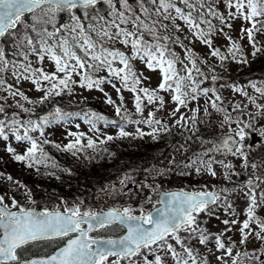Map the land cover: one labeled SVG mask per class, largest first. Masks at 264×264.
<instances>
[{"label":"snow or ice","instance_id":"1","mask_svg":"<svg viewBox=\"0 0 264 264\" xmlns=\"http://www.w3.org/2000/svg\"><path fill=\"white\" fill-rule=\"evenodd\" d=\"M258 55L264 0H0V150L14 162L60 179L50 167L72 169L46 145L77 156L143 137L141 125L153 140L181 130L167 165L139 181L132 169L118 173L96 192L101 204L58 192L38 201L0 173L9 185L0 193V264H264V79L222 75ZM85 90L100 92L113 115L80 107ZM166 104L171 121L158 116ZM205 121L222 131L202 135ZM56 127L66 141L52 138ZM173 171L190 183L162 186Z\"/></svg>","mask_w":264,"mask_h":264},{"label":"rangeland","instance_id":"2","mask_svg":"<svg viewBox=\"0 0 264 264\" xmlns=\"http://www.w3.org/2000/svg\"><path fill=\"white\" fill-rule=\"evenodd\" d=\"M195 48L196 51L199 53H202L204 51V46L198 43L195 44ZM176 50L178 53L182 51L181 49H179L178 46L176 47ZM255 65L256 66L259 65V61H256ZM244 71L249 72L245 69V64L241 66L236 64L235 62H229L228 71L226 73H222V75H224L225 78H231L233 80V78H235L237 74H239L240 76L245 75ZM153 80H155V74H153ZM105 87L109 91V93L113 95V99H117V97L114 94V90L111 89V86L105 85ZM24 89L28 92L29 95H36L35 91L30 88L29 83L24 84ZM0 95H3V93H0ZM83 95L87 97V100L84 101L80 105V107H91L92 109L98 112H102L109 117L113 115V111L111 107L107 106L104 103L102 99V94L100 92L96 90H91V91L85 90ZM224 95L227 97L232 95V93L229 89H225ZM124 97H125V106L128 107L129 111L133 112V118H135L133 105L130 99L131 93L125 91ZM239 99H242V97H239ZM170 107H172V105L166 104L163 109L159 110L158 116H163L164 118L171 121L172 117L168 113V109ZM181 111L186 112V110L183 108L181 109ZM145 115H146V110H145ZM216 118H217L216 114L213 113L212 120L215 121ZM205 124H207V121H205L204 124H201L198 127L200 128L201 134L208 138H210L211 135L214 136L216 133H220L222 131L219 128L215 130L213 124H207V127H205ZM68 127H71L73 128V130H75L73 125H69ZM101 127L104 132H108V133H115L118 130L117 128L111 125L109 126L101 125ZM188 127H191V125H188ZM134 128L135 125H131L129 127L131 131H134ZM141 128L144 129L146 134L148 133V129L146 125H141ZM80 130L85 133H88L89 135L92 134L88 131V126L83 122V120H80ZM49 131H52L54 134L52 138L58 141H66V138H64L61 135L62 132L64 131L63 127H56L53 129H49ZM142 140L145 144L149 146H153L154 148L152 150L155 151L152 154L153 158L149 160L148 163L144 164V169L149 168L150 166H156V167L165 166L167 165L168 158L172 154L173 147L177 144V142L181 141V130L179 128H173L170 134L161 133L159 139L153 140L151 136H149L143 138ZM150 140L152 141V143L150 142ZM163 140H165V144L163 143ZM140 142L142 141H138L137 145ZM167 143H169V146H165ZM0 144H2V141H0ZM198 144L199 142L193 144L192 149L198 147ZM156 146H159V148H155ZM134 147L136 148L135 145ZM0 157H2L0 158V173L11 174L14 179H18L23 183L27 184L29 187L33 189V191L37 193L35 195L41 201H43L45 198H48L50 196V194L47 195L45 194L44 196L43 194H41L43 187L45 188L46 185H51L48 181H46V175L44 176V178L43 176L42 177L36 176V174L33 173L32 170H27V168L24 167L22 164L14 162L5 152H3V150H0ZM179 158L180 157L178 156L177 159ZM132 169L134 170V176L138 181L143 178L144 171H141V174L139 176L136 175V173L140 169V164L136 167L132 166ZM118 173L121 172H113L112 170H107L106 172H102L101 174L96 175L95 178L96 180L101 179L100 182L94 180V185H96V191H98L100 188H102L105 185V184L102 185V183L106 182V184H108L112 181H116ZM93 177L95 176L93 175ZM55 182L56 181H53V183ZM159 183L166 188H177L190 183V179L186 177H180L175 171H173L168 176L160 178ZM128 187L130 190L134 192L137 190L135 185L132 184L131 182H129ZM6 191H9L8 182L6 181L4 175H0V193H4ZM53 192H58L67 195L65 189H61L60 191H58L55 188V191H52V193ZM12 193L17 195V198H19L20 194L17 193L15 189H12ZM93 200H95L97 204H101L102 202V198H97L96 195L94 196L93 199L89 200L88 202L90 203ZM108 203H113V201H108ZM213 223H215V221H213Z\"/></svg>","mask_w":264,"mask_h":264},{"label":"trees","instance_id":"3","mask_svg":"<svg viewBox=\"0 0 264 264\" xmlns=\"http://www.w3.org/2000/svg\"><path fill=\"white\" fill-rule=\"evenodd\" d=\"M110 144H113L114 147L110 146L106 148L107 152L100 151L84 157L79 156L74 158H70L69 156L62 157V154L56 153V149H54L52 156L57 160V163L62 166L71 167L72 169L71 173L63 172L62 168L50 169V171H53V169L59 170L58 175L60 179L56 181V189L58 191L65 189L68 197H72L73 194H79L82 197L93 198L97 192L94 180L101 181V179H95L96 175L107 170L124 172L132 169V166L136 167L140 164V169L136 173L139 176L144 164L153 158L152 154L155 152L152 150L154 148L153 146L144 143L136 148H130V144L119 145L118 147H115L116 145L114 143ZM155 148H159V146ZM109 153H112V155H109ZM87 157L91 158L89 159ZM103 184H106V182Z\"/></svg>","mask_w":264,"mask_h":264},{"label":"flooded vegetation","instance_id":"4","mask_svg":"<svg viewBox=\"0 0 264 264\" xmlns=\"http://www.w3.org/2000/svg\"><path fill=\"white\" fill-rule=\"evenodd\" d=\"M253 60V64L252 62H250V75H247L244 80L247 82L249 79H255V80H261L264 79V55H258L256 57H249V60ZM256 61H259V65H255ZM252 72H254V74H252ZM249 91H251V89H249ZM231 110V109H230ZM215 130L218 129L217 126H215V124L213 123ZM219 133H216L215 135H218Z\"/></svg>","mask_w":264,"mask_h":264}]
</instances>
